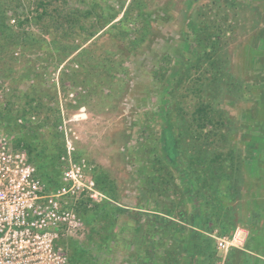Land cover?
<instances>
[{
    "label": "rangeland",
    "instance_id": "1",
    "mask_svg": "<svg viewBox=\"0 0 264 264\" xmlns=\"http://www.w3.org/2000/svg\"><path fill=\"white\" fill-rule=\"evenodd\" d=\"M38 1L0 0L5 27L0 31V72L5 73L8 59L15 57L18 71L30 66L43 73L42 85L53 96L46 103L56 113L41 112L31 120L41 124L36 132L41 145H46L48 156L53 143L60 139L65 149L67 139L74 153H80L96 169L106 170L113 177L120 199L115 204L121 207L154 210L162 216L170 211L184 212L188 220L203 209L202 214L210 213L211 217L204 230L212 235H230L236 226L246 228L249 236L244 246L255 261L264 264V0H143L144 13L150 12L153 33L142 47L126 49L128 42L121 43L122 58L116 59L120 64L112 78L108 73L89 78L75 61V54L91 46L108 25L91 39L83 40L84 33L68 26L65 17L91 7L93 19L82 17V24L88 26L100 14L115 11L111 24L128 9L122 25L134 39L141 20H134L135 11H129L131 0H44L48 16L41 14ZM38 14L41 19L36 18ZM66 26V39L81 47L60 61L63 53L54 52V57H47L41 50L22 49L10 33L30 32L49 40L51 36L61 38ZM3 34L10 35V40ZM209 38L215 43L209 44ZM188 61L196 65L188 66V74L183 76ZM1 73L0 111L12 93L16 95L12 101L20 104L19 94L32 82L30 78L17 84ZM84 79L90 83L75 82ZM201 101L221 113L223 121L216 131L223 138L216 140L214 135L213 144L198 154L196 145L201 142L192 135L199 138V131L190 115ZM179 107L184 111H178ZM210 115L217 118L215 113ZM209 129L211 125L205 127ZM7 133L13 142L19 134L15 129ZM228 151L240 159L238 173L228 177L225 170L217 176L215 189H204L191 171L193 155L206 160L216 152ZM211 168L217 170L216 164ZM211 175L206 173V178ZM157 177L163 180L155 181ZM118 215L113 233L116 240L111 241L109 252L99 251L96 244L105 231L96 226L100 235L93 233L88 238L90 225L82 218V229L71 238L84 244L89 240L85 246L92 256H97L96 263L166 264L163 257L167 245L172 247L173 238L159 241L158 237L166 232H156V243L143 237L142 245L127 247L135 220L128 213ZM222 215L228 216L229 230L218 225ZM144 218L142 215L143 223ZM212 238L208 250L211 256H199L198 264L220 263L223 253ZM144 244L154 251L153 255L145 253ZM187 246L185 243L183 248H176L179 255L175 258L170 254L172 264H188L191 252ZM228 254L225 264H253L248 256Z\"/></svg>",
    "mask_w": 264,
    "mask_h": 264
},
{
    "label": "trees",
    "instance_id": "2",
    "mask_svg": "<svg viewBox=\"0 0 264 264\" xmlns=\"http://www.w3.org/2000/svg\"><path fill=\"white\" fill-rule=\"evenodd\" d=\"M36 4L42 7L41 14L48 16V13L44 8V6L46 5L45 1L39 0L38 2H36ZM106 9H109V7ZM131 10H134L137 16L134 20H141V27L136 31L137 35H135L134 39H131V37H129L130 31L124 25H122V22L125 21L128 17V9L117 21L111 24L109 23L114 19L116 13L115 11L111 12L109 10V13H107L106 15L100 14L99 16L95 17V23L90 22L88 26L86 24H82V21H80L82 17L93 19L91 18L93 13L91 7L90 9L82 11L79 14H76L74 12L71 14L69 13L70 15H68V17H65V19L68 21V26L77 27L82 33H84L83 40L91 39L101 29H103V27L108 25L104 29V31L99 33L94 38V40L90 44L91 46L83 47L75 54V61L79 62L81 70L85 71L89 78L90 76L96 77V75L99 76L103 73H108L112 78L115 74V71H117V64H120V62L116 61V59L122 58V53H120L119 48L121 43H123L124 41L128 42V45H126V49H133L138 46L142 47L143 43H145L149 36H151V34L153 33L150 27L151 19H148V15L150 16V12L147 10L148 15L144 13L146 12V5L144 1L131 0L129 4V11ZM41 14H38L36 18L41 19ZM3 20V7L2 3H0V31L1 29L3 31V28H5L3 27ZM63 30L65 31V33H61L63 35L61 38L58 36H51L49 40L45 39L43 36L30 32L23 31L20 35L12 31L10 33L13 42L17 44L19 42V45L20 47H22V49L41 50V53L43 55H47V57H54V52L60 54L63 53L62 58H59L58 60L60 61L67 58L70 54L81 47V45L74 43L69 39H66L68 37L67 26ZM4 36H9V38L7 39L10 40V35L5 34ZM102 37H106L105 40H102ZM208 42L209 44H214L215 40L210 39L208 40ZM2 46L3 44L0 45V50ZM3 51L4 50H2V52ZM78 58L81 60H77ZM15 59V57L10 58V60L8 59V64L3 69L5 70V73L0 72L1 75L10 76L13 82H16L17 84L19 82H25L30 78H32V82L29 83L26 89L19 94L18 97L21 99L20 104H16L12 101V98L16 97V95H14L13 93L9 98H7L4 108H2L0 111V127L6 132H10V130L12 131L13 129L18 131L19 134H17L18 136H16L14 144L16 146H22L27 151L29 158L34 162L37 168L38 175L47 183L49 188H54L59 184V178L63 169V164L60 161V156L65 151L63 142L60 139H56V143L52 144V154L48 156L45 149L46 145H41L36 132L37 128H39L41 124H36L31 120V117L34 114L38 115L41 112L56 113V110L54 111V109H50L46 103V101L52 99L53 96L52 94L47 93L44 86L42 85L44 83V79L42 76L43 73L41 71H35L30 66L25 67V69L21 68L18 71L19 68L15 67ZM82 60L85 61L83 62ZM193 65L196 64L188 61L187 66L182 71V75L185 76L186 74H188V66L191 67ZM75 82L84 84V82L90 83V80H75ZM91 85L93 87L98 86L97 84ZM87 87L88 89H90V85ZM178 111L181 112L184 111V109L179 107ZM212 113H215L217 115V118L213 119V116L210 115ZM190 116L192 118L191 121L194 122V125L198 128L199 131V138L198 136L196 137L192 135L195 139L197 138V140L201 142L199 146L196 145V152L198 154L206 147H209L210 144H213L211 142L214 138V135L216 136V140H222L223 135L217 133L216 131L217 127H219L223 121L221 113L213 109L208 102H198L197 107L195 108V110H193ZM179 118L181 117L179 116ZM17 120H20V123H17ZM207 125H211V129H209V131L205 130V127ZM170 138L171 136H169L167 140L165 139V142L168 143L167 141ZM173 141L174 138L170 142V144H172ZM74 157H81L80 153H74ZM190 163L192 169L191 171H193L195 179L201 182V185L204 189L209 190L215 189L217 176L221 175L222 173L226 172L225 170H227L228 172L226 173V175L230 177L231 174L238 173V170L241 166L240 159H237L235 157V154L231 151H228L227 153L216 152L206 160L204 157L193 155ZM212 164H216L217 170L215 168H211ZM195 165H197V168H195ZM206 173H209V175L212 174L213 176L211 175L210 178H206ZM92 176L96 182L97 187L105 194L106 198L100 202H91L87 198H82L77 203L76 211L80 218L83 219V222L86 225H90V235L88 234V238L93 233H97L98 235H100L98 231L99 229L96 230V226L101 227L100 229L105 231L101 234L100 237H98V239H96V244L99 251H111L110 243L112 240H114V242L116 240L115 234L113 235V233H115L114 229L117 225L119 217L118 213H128L130 215H133L135 225L130 227V235L128 234L129 240L127 239L126 242L127 247L132 246L135 243H141V238L143 237L151 238L150 240H152L153 243H156V241L154 242L153 237L157 233L161 235L162 232H166V235L158 237L157 239L159 241L162 240L163 242V239L165 238H173L172 247H168L170 243L166 247L167 253L166 256L164 255L163 257V261H165V263L167 260V263L172 264L170 259H168L170 258V254H173V258H175L176 254L179 255V250H177L176 248H183L185 243L186 245H188L187 248L191 252L190 260L188 259V264H198L199 259L197 258H199V256H211L208 250L211 246V243L213 242V238L209 234L205 233L206 231L204 230L206 223L209 219H211L210 213L208 215H203L202 213H204V211L203 209H200L197 211L194 217L192 216V218L188 220L187 217L184 216V212L174 214L173 211H170V213H166L164 216H162L158 215L157 212H152L153 210L142 209L143 211H140L141 209H139L138 211L134 208H128V206L121 207L115 204V202L119 201L120 199L117 184L115 183L113 177H111L106 170L96 169L95 167L93 168ZM152 179L153 176H151V180ZM162 180L163 179H159L158 177L155 179V181L159 182H161ZM212 207L214 208V206ZM162 213L164 212L162 211ZM142 215H144L145 217L144 223L141 220ZM174 216L177 217V220ZM218 225L225 231L229 230L228 225H230V223L228 221V216L226 217L225 215H222L221 218L218 219ZM197 229H201L202 231H198ZM183 232V235H178V233ZM88 241L85 242L86 244H84V242L81 243L71 237L61 241V243L67 248L69 264H87V261L91 259L93 261H91L90 264H102V262L96 263L97 256L96 258L95 256H92L89 249L85 246L88 244ZM144 247H147V250L145 249V253L147 255L154 254V251L150 250L148 245L144 244ZM231 252L239 253V255H242L240 253L242 251L236 248L230 249L229 254H232Z\"/></svg>",
    "mask_w": 264,
    "mask_h": 264
},
{
    "label": "built area",
    "instance_id": "3",
    "mask_svg": "<svg viewBox=\"0 0 264 264\" xmlns=\"http://www.w3.org/2000/svg\"><path fill=\"white\" fill-rule=\"evenodd\" d=\"M60 161L59 184L49 188L27 151L0 127V264H69L61 241L83 227L78 201L100 202L106 196L92 176L94 166L83 156L75 158L67 139ZM248 234L236 226L230 235H214L223 253L218 264H225L230 249H243Z\"/></svg>",
    "mask_w": 264,
    "mask_h": 264
},
{
    "label": "crops",
    "instance_id": "4",
    "mask_svg": "<svg viewBox=\"0 0 264 264\" xmlns=\"http://www.w3.org/2000/svg\"><path fill=\"white\" fill-rule=\"evenodd\" d=\"M152 212H156V211H152ZM198 231H202L201 229H197ZM205 232V231H204ZM249 232V231H248ZM206 233V232H205ZM209 235L210 236H214V235H212L211 233H209ZM248 236H249V234H248ZM248 236H247V239H248ZM246 239V240H247ZM240 251H242V252H240L242 255L241 256H245V257H247V258H250V261H252L253 262V264H262V263H260L259 262V260L258 261H255L253 258H254V255H252V252L250 251V250H248L245 246L243 247V249H239ZM228 253H229V251H228ZM253 256V257H252ZM258 258H260V257H258Z\"/></svg>",
    "mask_w": 264,
    "mask_h": 264
}]
</instances>
